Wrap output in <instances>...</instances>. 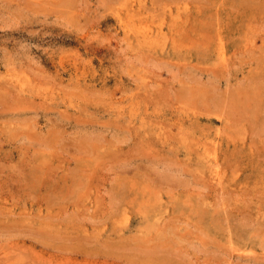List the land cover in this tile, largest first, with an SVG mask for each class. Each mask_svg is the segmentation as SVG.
<instances>
[{"label":"rangeland","instance_id":"374dc122","mask_svg":"<svg viewBox=\"0 0 264 264\" xmlns=\"http://www.w3.org/2000/svg\"><path fill=\"white\" fill-rule=\"evenodd\" d=\"M0 264H264V0H0Z\"/></svg>","mask_w":264,"mask_h":264},{"label":"bare ground","instance_id":"6f19581e","mask_svg":"<svg viewBox=\"0 0 264 264\" xmlns=\"http://www.w3.org/2000/svg\"><path fill=\"white\" fill-rule=\"evenodd\" d=\"M220 1H221V0H220ZM138 14H139V13H138ZM138 17H139V16H138ZM185 21H186V20H185ZM186 24H187V23H186ZM161 32H162V31H161ZM161 32H160V33H161ZM148 34H149V33H148ZM149 35H150V34H149ZM146 36H147V35H146ZM155 36H156V35H155ZM218 36H219V35H218ZM147 37H148V36H147ZM147 37H146V38H147ZM222 39H224V38H222ZM155 41H156V40H155ZM152 42H153V41H151V43H152ZM234 42H235V41H234ZM151 43H150V44H151ZM221 43H222V42H221ZM220 45H221V44H220ZM255 45H256V44H255ZM222 48H223V47H222ZM223 56H224V55H223ZM226 60H227V59H226ZM71 76H72V75H71ZM77 79H78V78H77ZM72 80H73V79H72ZM79 81H80V80H79ZM86 81H87V80H86ZM88 81H89V80H88ZM85 83H86V82H85ZM74 84H75V83H74ZM78 84H79V83H78ZM78 84H77V85H78ZM10 85H11V84H10ZM15 85H16V84H15ZM80 85H81V84H80ZM94 85H95V84H94ZM81 86H82V85H81ZM90 86H91V85H90ZM9 87H10V86H9ZM14 87H15V86H14ZM84 87H85V85H84ZM93 87H94V86H93ZM5 88H6V87H5ZM12 88H13V87H12ZM25 88H26V87H25ZM88 88H89V87H88ZM88 88H87V91H88ZM13 89H14V88H13ZM18 90H19V88H18ZM20 90H21V89H20ZM27 90H28V89H27ZM93 90H94V89H93ZM3 91H4V89H3ZM3 91H2V92H3ZM13 91H14V90H13ZM95 91H96V90H95ZM97 91H99V90H97ZM7 92H8V91H7ZM19 92H20V91H19ZM28 92H29V91H28ZM80 93H81V92H80ZM1 94H2V93H1ZM27 94H28V93H27ZM84 94H85V93H84ZM211 94H212V93H211ZM13 95H14V94H13ZM22 95H23V93H22ZM32 95H33V94H32ZM34 95H35V93H34ZM208 95H209V94H208ZM12 97H13V96H12ZM211 97H213V96H211ZM25 98H26V97H25ZM25 98H24V99H25ZM15 99H16V98H15ZM31 99H32V97H31ZM7 100H8V99H6V101H7ZM25 100H26V99H25ZM57 100H58V99H57ZM4 101H5V100H4ZM8 101H9V100H8ZM31 101H32V100H31ZM16 102H17V99H16ZM32 102H33V101H32ZM54 102H55V101H54ZM61 104H62V103H61ZM24 105H25V104H24ZM22 106H23V105H22ZM55 106H56V105H55ZM23 107H24V106H23ZM57 107H58V106H57ZM1 108L4 109V107H1ZM10 108H12V107L10 106ZM5 109H6V107H5ZM11 110H12V109H11ZM79 110H80V109H79ZM8 114H9V113H8ZM10 115H11V114H10ZM10 115H8V116H10ZM11 116H12V115H11ZM11 116H10V117H11ZM127 120H128V118H127ZM130 120H132V119H130ZM137 120H138V119H137ZM198 120H199V119H198ZM198 120H197V121H198ZM132 121H134V119H133ZM135 121H136V120H135ZM199 121H200V120H199ZM213 121H214V120H213ZM213 121H212V122H213ZM224 121H225V120H224ZM137 122H138V121H137ZM140 122H141V121H140ZM142 122H143V121H142ZM196 123H197V122H196ZM196 123H195V124H196ZM136 124H137V123H136ZM138 124H139V123H138ZM140 124H141V123H140ZM183 124H184V123H183ZM185 124H186V123H185ZM191 124H192V123H191ZM197 124H199V123H197ZM131 125H132V124H131ZM141 125H142V124H141ZM149 125H150V124H149ZM189 125H190V124H189ZM222 125H223V124H222ZM157 126H158V125H157ZM191 126L193 127V125H191ZM196 126L198 127V125H196ZM226 126H227V125H225V127H226ZM140 127H141V126H140ZM142 127H143V125H142ZM153 127H154V126H153ZM181 127H182V126H181ZM220 127H222V126H220ZM143 128H144V127H143ZM145 128H146V127H145ZM150 128H152V127H150ZM182 128H183V127H182ZM189 128H190V127H189ZM193 128H194V127H193ZM193 128H192V129H193ZM216 128H217V127H216ZM222 128H223V127H222ZM126 129H127V128H126ZM130 129H131V128H130ZM140 129H141V128H140ZM185 129H186V128H185ZM200 129H201V128H200ZM150 130H151V129H150ZM155 130H156V129H155ZM180 130H181V128H180ZM187 130H188V128H187ZM187 130H186V131H187ZM193 130H194V129H193ZM208 130H209V127H208ZM208 130H207V131H208ZM212 130H213V129H212ZM147 131H148V129L146 130V132H147ZM201 131H204V130H201ZM207 131H205V132H207ZM217 131H218V130H217ZM8 132H9V131H8ZM136 132H137V131H136ZM143 132H144V131H143ZM151 132H152V131H151ZM156 132H157V131H156ZM183 132H184V131H183ZM183 132H182V133H183ZM223 132H224V130H223ZM225 132H226V131H225ZM1 133H2V132H1ZM167 133H168V132H167ZM182 133H181V134H182ZM190 133H191V131H190ZM207 133H208V132H207ZM155 134H156V133H155ZM191 134H192V133H191ZM195 134H197V133H195ZM210 134H211V133H210ZM213 134H214V132H213ZM213 134H212V135H213ZM215 134H216V133H215ZM223 134H224V133H223ZM163 135H164V134H163ZM182 135H183V134H182ZM199 135H201V134H199ZM10 136H11V135H10ZM147 136H148V135H147ZM223 136H224V135H223ZM226 136H227V135H226ZM198 137H200V136H198ZM160 138H161V137H160ZM204 138H205V137H204ZM212 138H213V137H212ZM228 138H229V137H228ZM7 139H8V138H7ZM165 139H166V138H165ZM201 139H203V138H201ZM220 139H221V138H220ZM148 140H149V139H148ZM148 140H147V141H148ZM216 140H217V139H216ZM218 140H219V139H218ZM201 141H202V140H201ZM201 141H200V142H201ZM204 141H206V140H204ZM209 141H211V140H209ZM149 142H150V141H149ZM202 142H203V141H202ZM221 142H222V141H221ZM208 143H210V142H208ZM212 143H213V141H212ZM214 143H215V142H214ZM201 144H202V143H201ZM205 145H206V144H205ZM209 145H210V144H209ZM215 145H216V144H215ZM169 146H170V145H169ZM173 147H174V146H173ZM203 147H205V146H203ZM206 147H207V146H206ZM170 148H171V147H170ZM200 148H201V146H200ZM229 148H230V147H229ZM210 149H211V148H210ZM218 149H219V147H218ZM200 150H201V149H200ZM206 150H207V149H206ZM212 150H213V151H212ZM226 150H227V149H226ZM203 151L205 152L204 148H203ZM207 151H208V150H207ZM210 151L214 152V148L211 149ZM219 151H220V150H219ZM219 151H218V152H219ZM208 152H209V151H208ZM208 152H207V153H208ZM225 152H226V151H225ZM223 153H224V152H223ZM226 153H227V152H226ZM229 153H230V152H229ZM199 154H200V153H199ZM201 154H202V153H201ZM213 154H214V153H213ZM224 154H225V153H224ZM202 155H204V154H202ZM211 155H212V154H211ZM215 155H216V153H215ZM200 156H201V155H200ZM206 156H207V155H206ZM223 156H224V155H223ZM196 157H197V156H196ZM203 157H204V156H203ZM213 157H214V156H213ZM200 158H202V157H200ZM198 160H200V159H198ZM212 160H214V159H212ZM208 163H209V162H208ZM214 163L218 166V164L216 163V160H215ZM209 164H210V163H209ZM207 165H208V164H207ZM211 165H212V164H211ZM208 166H209V168H210V165H208ZM217 166H216V167H217ZM209 168H208V169H209ZM211 168H212V167H211ZM217 168H218V167H217ZM214 170H215V169H214ZM216 170H217V169H216ZM214 172H215V171H214ZM214 172H213V173H214ZM34 173H35V172H34ZM216 173H217V171H216ZM170 174H171V173H170ZM219 175H220V174H219ZM217 176H218V175H217ZM214 177H215V176H214ZM215 178H216V177H215ZM215 178H214V179H215ZM26 180H27V179H26ZM217 180H219V179L217 178ZM221 180H222V178H221ZM214 182H215V181H214ZM215 184H216V183H215ZM222 184H223V182H222ZM222 184H221V185H222ZM216 185H217V184H216ZM40 187H41V186H40ZM222 187H223V185H222ZM234 189H235V187H234ZM238 190H239V189H238ZM236 194H237V193H236ZM237 195H238V194H237ZM233 196H234V195H233ZM24 198H25V197H24ZM236 198H237V197H236ZM124 199H125V198H124ZM232 199H233V197H232ZM234 199H235V197H234ZM235 200H236V199H235ZM237 200H238V199H237ZM21 201H22V199H21ZM230 201H231V199H230ZM23 202H24V201H23ZM25 202H26V201H25ZM30 203H31V202H30ZM39 204H40V203H39ZM23 205H24V204H23ZM23 205H22V206H23ZM40 206H41V205H40ZM3 209H5V208H3ZM4 211H5V210H4ZM4 211H3V212H4ZM12 211H13V210H12ZM1 213H2V212H1ZM5 213H6V212H5ZM12 214H13V213H12ZM16 214H17V212H16ZM1 215H2V214H1ZM9 215H11V214L9 213ZM13 215H14V214H13ZM153 215H154V214H153ZM144 216H145V215H144ZM18 217H19V216H18ZM22 217H24V216H22ZM2 219H3V217H2ZM26 219H27V218H26ZM39 224H40V223H39ZM8 229H10V228H8ZM120 229H122V228H120ZM5 230H6V229H5ZM19 230H20V229H19ZM13 235H14V234H13ZM127 242H128V241H127ZM123 243H124V242H123ZM107 244H108V243H107ZM121 245H122V244H121ZM123 247H124V246H123ZM88 248H89V247H88ZM137 250H138V249H137ZM139 250H140V249H139ZM137 252H138V251H137ZM150 255H151V254H150ZM10 261H11V260H10ZM4 262H5V261H4Z\"/></svg>","mask_w":264,"mask_h":264}]
</instances>
